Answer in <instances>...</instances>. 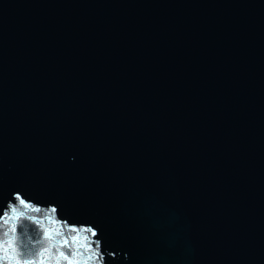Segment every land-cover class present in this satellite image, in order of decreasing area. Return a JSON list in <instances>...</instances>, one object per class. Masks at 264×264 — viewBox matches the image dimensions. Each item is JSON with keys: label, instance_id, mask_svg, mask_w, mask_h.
Here are the masks:
<instances>
[{"label": "water", "instance_id": "1", "mask_svg": "<svg viewBox=\"0 0 264 264\" xmlns=\"http://www.w3.org/2000/svg\"><path fill=\"white\" fill-rule=\"evenodd\" d=\"M41 260L264 264V0H0V264Z\"/></svg>", "mask_w": 264, "mask_h": 264}, {"label": "snow or ice", "instance_id": "2", "mask_svg": "<svg viewBox=\"0 0 264 264\" xmlns=\"http://www.w3.org/2000/svg\"><path fill=\"white\" fill-rule=\"evenodd\" d=\"M64 243L68 247V249L71 250V245L68 244L67 240H65ZM70 254L75 255V253H71V251H70ZM60 255L63 256L66 260L69 259V255L65 254V252H61ZM17 264H19V261H17ZM25 264H30V262L25 261ZM40 264H43V260H41ZM70 264H71V261H70Z\"/></svg>", "mask_w": 264, "mask_h": 264}]
</instances>
